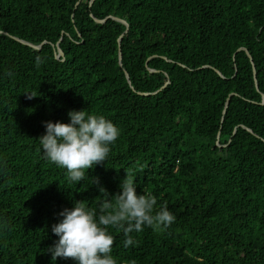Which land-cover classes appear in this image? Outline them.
Listing matches in <instances>:
<instances>
[{"label":"trees","instance_id":"16d2710c","mask_svg":"<svg viewBox=\"0 0 264 264\" xmlns=\"http://www.w3.org/2000/svg\"><path fill=\"white\" fill-rule=\"evenodd\" d=\"M262 94L264 0H0V264H55L59 213L127 171L176 220L110 229L117 264H264ZM85 109L120 135L76 185L37 140Z\"/></svg>","mask_w":264,"mask_h":264},{"label":"clouds","instance_id":"9594fccd","mask_svg":"<svg viewBox=\"0 0 264 264\" xmlns=\"http://www.w3.org/2000/svg\"><path fill=\"white\" fill-rule=\"evenodd\" d=\"M68 116V123L44 121L45 134L37 141L44 158L65 169L68 183L78 185L86 179L85 170L107 161L120 130L103 114H93L88 109L71 110ZM89 178L99 186V178ZM119 189L112 195L99 186L97 206L73 200V207L59 213L61 219L51 227L58 237L48 250L52 262L71 259L74 264H117L112 255L114 236L110 229L122 232L123 246L129 248L136 243L133 233L143 232L145 227L165 230L175 222L167 202L158 206L153 193H138L128 171Z\"/></svg>","mask_w":264,"mask_h":264},{"label":"water","instance_id":"95a60500","mask_svg":"<svg viewBox=\"0 0 264 264\" xmlns=\"http://www.w3.org/2000/svg\"><path fill=\"white\" fill-rule=\"evenodd\" d=\"M92 2H93V0H91V3H92ZM107 19H108V17H107L106 19H104L103 21L98 20V19H94V20H95L96 22L101 23V22H105ZM115 19L118 20V21H120V22H123V23L126 24V26L128 27V24H127L124 20L117 19V18H115ZM121 38H122V36L120 37L119 42H120ZM20 42H21V43H24V44H26V45H30V46H32V47L35 48V49H40V48H41V45H39V46L31 45V44H29L28 42H24V41H21V40H20ZM240 50H244V51L246 52L247 56L249 57L250 61H251V64H252V67H253V72H254L255 85H256L257 90H259V88H258V84H257V78H256V68H255V65H254V62H253V58H252L251 54L249 53V51H247L246 49H244V48H240V49H238V51H240ZM55 53L57 54V57H64V52L61 50V48H60L58 45L55 46ZM121 59H122V55H121V49H120V44H119V61H120V62H121ZM217 72L219 73V71H217ZM125 74H126V78L129 80V75H128V73L125 72ZM129 83H130V81H129ZM139 94H140V95H149V94H143V93H139ZM262 97H263V100H264V94H262ZM229 103H230V99L228 98L227 101H226V104H225L224 110H223V117H222V120H223L224 117H225V114H226V112H227V108H228V106H229Z\"/></svg>","mask_w":264,"mask_h":264}]
</instances>
